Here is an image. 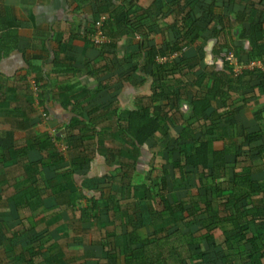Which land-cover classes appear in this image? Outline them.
<instances>
[{
	"label": "crops",
	"instance_id": "crops-1",
	"mask_svg": "<svg viewBox=\"0 0 264 264\" xmlns=\"http://www.w3.org/2000/svg\"><path fill=\"white\" fill-rule=\"evenodd\" d=\"M190 1L208 8L212 5L217 31L206 29L202 38L182 52L158 57L159 63L180 57L191 59L196 75L212 72L221 68L219 57L227 49L219 51V45L226 42L232 54L234 49H240L239 72L253 67L264 71L261 61H251L248 56L250 36L260 13L252 9L248 12L243 2ZM128 3L134 6L128 8ZM184 4V0H0V264H23L28 258L20 257L35 250L56 249L67 264H94L95 257L102 256L101 244L92 243L95 223L79 219V209L71 208L69 196L62 191L73 153L60 138L71 120L79 119L80 114L77 128L87 140L85 146L91 149L93 142L98 146L97 155L86 166L87 174L72 175L68 182L72 190L90 186L114 169L117 158L107 165L104 156H109V151L104 152L103 146L121 143L116 129L118 121H124L139 103L149 107L150 112L166 103L149 100L151 80L144 66L146 52L142 51L138 61V44L142 41L144 48L159 46L164 50L174 38L167 26L178 18ZM97 7L116 12L111 21L115 30L110 38L103 33L105 39L99 43L110 46L102 49L90 43V35L103 28L108 17L100 14L93 26ZM126 9L139 12V17L130 15L128 23L143 26L144 37L124 28L121 12ZM198 10L194 5V11ZM136 58L137 69L132 70ZM234 70L238 71L235 67ZM257 84L253 81L249 86ZM205 87L189 85L179 93V110L185 121L193 112L189 98ZM185 95L188 98H183ZM186 105L187 113L183 109ZM260 112L264 118V94L250 98L232 119L220 122L225 138L223 143H214L213 148L240 143L243 134L256 131V116ZM184 126L170 128L168 137L177 138L176 132ZM43 134L51 138L53 146L45 151L44 161L35 148V136ZM153 145L148 142L139 150L135 160L138 170L145 172L155 162ZM260 145L254 143L253 147ZM256 165L251 180L264 182V158ZM118 181L111 183V187L118 190ZM102 184L97 182L98 186ZM35 190L39 192L38 199ZM84 201L78 200L82 206ZM100 216L101 222H105V216ZM9 233L14 234L10 241ZM107 264H122V260H108Z\"/></svg>",
	"mask_w": 264,
	"mask_h": 264
},
{
	"label": "trees",
	"instance_id": "trees-1",
	"mask_svg": "<svg viewBox=\"0 0 264 264\" xmlns=\"http://www.w3.org/2000/svg\"><path fill=\"white\" fill-rule=\"evenodd\" d=\"M234 1L245 3L248 12L252 9L260 13L250 36L248 56L251 61L258 59L264 64L263 0H227L228 3ZM184 3L178 18L167 26L174 38L164 50L159 46L144 48L142 41L138 44L135 54L138 61L142 51L146 52L144 66L151 80L149 100L166 103L153 112L139 103L124 121H118L116 129L121 143L115 142L108 148L103 146V150L109 151V156L107 153L104 156L107 165L117 158L114 169H109L103 179L94 184L72 190L68 185L72 175L87 174L86 166L89 167L90 160L97 155L98 146L94 142L91 149L85 146L87 140L77 128L80 114H77L79 119L71 120L64 137L60 138L73 153L61 188L69 196L71 208L79 209V219L95 223L92 243L101 244L102 256L95 257L94 264H107L108 260L116 259H121L122 264H264V182L251 180L257 161L264 158L262 112L256 116L258 129L243 134L240 143H224L219 149L213 148L214 143H223L225 138L220 122L232 119L250 98L264 94V71L255 67L240 72L234 70V64L227 59L232 49L226 42L219 45V51L227 49L219 57L221 68L212 72L201 71L196 75L191 59L180 57L159 63L158 57L182 52L202 38L206 29L217 31L212 21L215 17L212 5L208 8L190 0ZM194 5L198 12L194 11ZM133 6L128 3L127 7ZM121 13L125 29L136 36L146 35L143 26L128 23L130 15L137 16L138 11L126 9ZM100 14H108L103 28L100 27L104 32L100 31L110 38L115 30L111 21L116 12L97 7L93 26ZM98 45L102 49L110 43ZM239 51L234 49L232 54L238 66L241 63ZM138 61L133 60L132 70L137 69ZM253 81L258 84L250 87ZM196 84L206 87L189 98L193 112L185 121L179 110L180 95L185 87ZM177 124L185 126L176 132L177 138L168 137L170 128ZM231 129L234 131L233 125ZM148 142L154 144L155 162L142 172L135 160ZM258 142L261 145L254 148L253 144ZM98 145L102 149L101 144ZM51 147L49 136H35V148L43 161L45 151ZM116 179H119L118 190L110 185ZM97 182L103 184L98 186ZM35 191V199H38L39 192ZM80 198L85 200L83 206L78 202ZM100 214L105 216V222H101ZM144 228L149 232L142 235L140 230ZM11 236L14 234L9 233L8 241ZM26 253L20 257L28 258L22 259L23 264L33 261L35 264H67L56 249Z\"/></svg>",
	"mask_w": 264,
	"mask_h": 264
},
{
	"label": "built area",
	"instance_id": "built-area-1",
	"mask_svg": "<svg viewBox=\"0 0 264 264\" xmlns=\"http://www.w3.org/2000/svg\"><path fill=\"white\" fill-rule=\"evenodd\" d=\"M104 35L102 34V32L100 31V29L96 30L95 32H93L92 35H90V41L95 43V44H99L102 43L104 41ZM227 59L234 64V67L238 70V65L236 64V59L232 56V54H228ZM240 70V68H239ZM238 70V71H239Z\"/></svg>",
	"mask_w": 264,
	"mask_h": 264
},
{
	"label": "rangeland",
	"instance_id": "rangeland-1",
	"mask_svg": "<svg viewBox=\"0 0 264 264\" xmlns=\"http://www.w3.org/2000/svg\"><path fill=\"white\" fill-rule=\"evenodd\" d=\"M170 145H171V143H170ZM192 187H193V186H192ZM146 231L149 232V229H148V230H146L145 228H144V229H141V230H140V233H141L142 235H144V233H145ZM206 261H207V260H206Z\"/></svg>",
	"mask_w": 264,
	"mask_h": 264
},
{
	"label": "water",
	"instance_id": "water-1",
	"mask_svg": "<svg viewBox=\"0 0 264 264\" xmlns=\"http://www.w3.org/2000/svg\"><path fill=\"white\" fill-rule=\"evenodd\" d=\"M187 106V105H186ZM184 109V111L187 113V112H189V107L187 106L186 108H183Z\"/></svg>",
	"mask_w": 264,
	"mask_h": 264
},
{
	"label": "clouds",
	"instance_id": "clouds-1",
	"mask_svg": "<svg viewBox=\"0 0 264 264\" xmlns=\"http://www.w3.org/2000/svg\"><path fill=\"white\" fill-rule=\"evenodd\" d=\"M226 53V52H225ZM230 54V53H229ZM224 55V54H223ZM228 55V54H227ZM226 56V55H225Z\"/></svg>",
	"mask_w": 264,
	"mask_h": 264
}]
</instances>
